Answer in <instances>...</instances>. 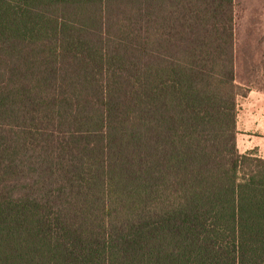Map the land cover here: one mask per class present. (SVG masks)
Segmentation results:
<instances>
[{
  "label": "trees",
  "instance_id": "obj_1",
  "mask_svg": "<svg viewBox=\"0 0 264 264\" xmlns=\"http://www.w3.org/2000/svg\"><path fill=\"white\" fill-rule=\"evenodd\" d=\"M246 93L235 0H0V264H264Z\"/></svg>",
  "mask_w": 264,
  "mask_h": 264
},
{
  "label": "rangeland",
  "instance_id": "obj_2",
  "mask_svg": "<svg viewBox=\"0 0 264 264\" xmlns=\"http://www.w3.org/2000/svg\"><path fill=\"white\" fill-rule=\"evenodd\" d=\"M235 18L237 82L247 90L238 99L237 142L244 152L264 148V106L250 105L264 96V0H235Z\"/></svg>",
  "mask_w": 264,
  "mask_h": 264
},
{
  "label": "crops",
  "instance_id": "obj_3",
  "mask_svg": "<svg viewBox=\"0 0 264 264\" xmlns=\"http://www.w3.org/2000/svg\"><path fill=\"white\" fill-rule=\"evenodd\" d=\"M250 93H254V91H250ZM245 98H247V97H245ZM250 105L251 106L254 105L256 108L261 107L263 109L264 96H260V98H257L256 100H253V102H251ZM251 150H255L259 156L264 158V148H259L257 144L253 145L252 147H249V148L245 149L244 152H242V153L249 152Z\"/></svg>",
  "mask_w": 264,
  "mask_h": 264
}]
</instances>
